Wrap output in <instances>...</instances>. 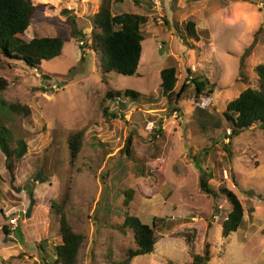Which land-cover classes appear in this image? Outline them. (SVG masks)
Listing matches in <instances>:
<instances>
[{
	"label": "rangeland",
	"instance_id": "obj_1",
	"mask_svg": "<svg viewBox=\"0 0 264 264\" xmlns=\"http://www.w3.org/2000/svg\"><path fill=\"white\" fill-rule=\"evenodd\" d=\"M136 1L108 2L111 15L145 16L134 76L101 75L96 55L79 45L89 44V17L102 0H33L37 11L23 40L60 37V56L36 70L0 57V77L7 83L0 93V126L13 143L26 145L11 171L0 152V264H43L37 244L48 239L55 245L58 225L50 207L66 194V218L85 237L78 264L125 259L135 248L131 230L121 228L126 214L153 226L157 240L152 254L129 264H190L192 255L206 250L207 264H264V128L241 131L227 154L229 130L221 119L230 101L257 87L254 68L264 63V39L254 35L264 29V0H160L159 7ZM187 22H193L197 41L184 34ZM171 63L177 70L175 92L189 70L214 83L213 93L197 104L182 97L173 106L176 112L168 109L157 90L160 71ZM125 90L141 98L104 99L107 91ZM149 96L156 103L146 104ZM13 104L29 114L9 112ZM105 106L118 118L104 120ZM78 131L84 135L72 159L67 139ZM129 137L126 157L120 151ZM206 169L213 175L209 184L215 190L224 185L243 209V223L227 238L220 226L230 211L227 199L199 189ZM128 190L132 195L124 206ZM30 197L34 204L26 218Z\"/></svg>",
	"mask_w": 264,
	"mask_h": 264
},
{
	"label": "trees",
	"instance_id": "obj_2",
	"mask_svg": "<svg viewBox=\"0 0 264 264\" xmlns=\"http://www.w3.org/2000/svg\"><path fill=\"white\" fill-rule=\"evenodd\" d=\"M109 0H102L101 5L89 17L91 30L89 34V44L87 40H80L88 51H91L97 57V68L101 75L114 72L118 75L131 77L136 75L140 55L141 43L144 40L141 27L145 24V16L134 12H118L111 15L108 7ZM136 3L138 1L135 0ZM37 6L33 0H0V57L9 60L22 62L27 68L36 70L41 62L50 61L60 56L63 41L60 37H32L28 42L23 40L24 33L31 25V21ZM173 29L179 33L184 45H189L184 34L194 40H198L197 33L194 29L193 22H187L182 34L179 26L174 24ZM264 39V29L258 30L254 39L258 36ZM190 48L194 49L192 45ZM248 55L246 51L243 59ZM242 68V63H241ZM257 78L256 88H246L235 99L230 101L221 119L229 130L225 144V152L230 154V142L238 136L243 130L253 129L255 127L264 128V63L254 68ZM243 80L245 75L241 74ZM160 82L157 90V97L165 100L166 106L172 111L177 102L186 97L191 99L195 104L200 98H208L215 89V84L210 83L208 79L187 70V76L182 83L178 92H175L177 83V70L173 63L164 67L159 73ZM7 87L6 81L0 77V93L4 92ZM130 98L137 101L141 95L131 90L123 92L107 91L104 99L109 102H119L120 99ZM146 104L156 103V98L152 96L144 98ZM124 109V105L119 103ZM9 112L20 111L25 116L29 114L27 107L18 105H9ZM102 118L116 119L118 116L109 111V107H101ZM218 122L214 127H218ZM162 130L158 128L157 133L160 135ZM83 131H78L68 137V147L71 158H75L81 147ZM15 144L14 147L12 145ZM0 152L5 159V167L11 171L12 164L19 161L26 153V145L23 140L13 139L9 130L0 126ZM120 154L126 157L131 155V138L129 137L121 149ZM213 175L209 169L200 172L199 189L208 197L220 198L225 197L230 205V211L220 222L221 237L227 238L230 233L235 232L243 223V209L237 197L228 190L224 185H220L215 190L209 182ZM132 190L124 192V206L131 199ZM67 194L61 203L51 204V213L55 216L58 225V237L55 245L48 244V239H44L37 244L41 254L43 264H78V257L81 246L85 237L80 233L73 231L64 212V205L67 202ZM213 210L218 211L214 206ZM121 228H128L132 232L134 249L126 251L125 259L113 264H129L133 258L148 256L154 252V246L157 242L153 226H148L132 215L126 214L123 217ZM4 232L6 230L4 229ZM20 237V235H19ZM46 248V249H45ZM209 261L208 251L203 256L192 255L190 264H207Z\"/></svg>",
	"mask_w": 264,
	"mask_h": 264
},
{
	"label": "water",
	"instance_id": "obj_3",
	"mask_svg": "<svg viewBox=\"0 0 264 264\" xmlns=\"http://www.w3.org/2000/svg\"><path fill=\"white\" fill-rule=\"evenodd\" d=\"M35 181L38 180V177L34 179ZM33 204H34V200L30 197V204H29V207L26 211V214H25V217L28 218L30 216V213H31V209L33 207Z\"/></svg>",
	"mask_w": 264,
	"mask_h": 264
},
{
	"label": "built area",
	"instance_id": "obj_4",
	"mask_svg": "<svg viewBox=\"0 0 264 264\" xmlns=\"http://www.w3.org/2000/svg\"><path fill=\"white\" fill-rule=\"evenodd\" d=\"M151 2H152V4L154 5V6H156V7H159L160 6V0H151ZM79 45H82V43L81 42H79ZM10 224L11 225H15V220H11L10 221Z\"/></svg>",
	"mask_w": 264,
	"mask_h": 264
}]
</instances>
